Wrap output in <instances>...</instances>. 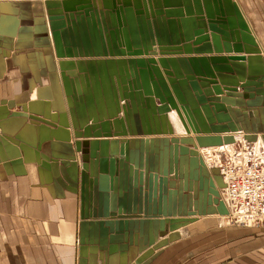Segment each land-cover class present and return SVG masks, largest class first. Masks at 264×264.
<instances>
[{
	"label": "crops",
	"instance_id": "obj_1",
	"mask_svg": "<svg viewBox=\"0 0 264 264\" xmlns=\"http://www.w3.org/2000/svg\"><path fill=\"white\" fill-rule=\"evenodd\" d=\"M246 151L264 0H0V264H264Z\"/></svg>",
	"mask_w": 264,
	"mask_h": 264
},
{
	"label": "built area",
	"instance_id": "obj_2",
	"mask_svg": "<svg viewBox=\"0 0 264 264\" xmlns=\"http://www.w3.org/2000/svg\"><path fill=\"white\" fill-rule=\"evenodd\" d=\"M226 193L235 207L233 218L264 217V157L246 151L237 160L219 165Z\"/></svg>",
	"mask_w": 264,
	"mask_h": 264
},
{
	"label": "rangeland",
	"instance_id": "obj_3",
	"mask_svg": "<svg viewBox=\"0 0 264 264\" xmlns=\"http://www.w3.org/2000/svg\"><path fill=\"white\" fill-rule=\"evenodd\" d=\"M210 155V154H209ZM221 160H219L218 162L215 160V163L217 164H221L220 162ZM233 216H236L235 213L231 216L230 219H227V222L231 223L232 225L236 224H247V225H255L256 223H261V221L263 222L264 225V217L263 218H255V219H251V218H242V219H236V218H232ZM248 231V230H247Z\"/></svg>",
	"mask_w": 264,
	"mask_h": 264
},
{
	"label": "bare ground",
	"instance_id": "obj_4",
	"mask_svg": "<svg viewBox=\"0 0 264 264\" xmlns=\"http://www.w3.org/2000/svg\"><path fill=\"white\" fill-rule=\"evenodd\" d=\"M208 150H209V149H208ZM208 150H207V151H208ZM202 153H203V152H202ZM209 154H210V153H209ZM209 154L207 155V156H208V159H209V161H212V162H213L212 158L210 157L211 154H210V155H209ZM240 155H242V154H240ZM258 155H259V154H258ZM260 156H261V155H260ZM260 158H261V157H260ZM227 160H228V159H227ZM205 162H206V161H205ZM234 213H236V211H235V207H234V209H233L232 215H233ZM226 218L229 219L230 216H229V217H226ZM223 220H224V219H223ZM222 222H223V221H222ZM253 226H254V225H253Z\"/></svg>",
	"mask_w": 264,
	"mask_h": 264
}]
</instances>
